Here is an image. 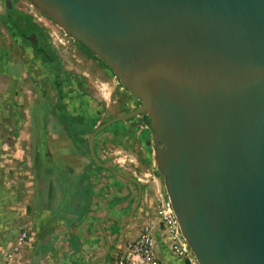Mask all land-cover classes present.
I'll list each match as a JSON object with an SVG mask.
<instances>
[{
  "label": "water",
  "instance_id": "obj_1",
  "mask_svg": "<svg viewBox=\"0 0 264 264\" xmlns=\"http://www.w3.org/2000/svg\"><path fill=\"white\" fill-rule=\"evenodd\" d=\"M30 1L140 102L93 128L96 167L136 183L94 145L108 127L146 116L197 262L264 264V0Z\"/></svg>",
  "mask_w": 264,
  "mask_h": 264
},
{
  "label": "crops",
  "instance_id": "obj_2",
  "mask_svg": "<svg viewBox=\"0 0 264 264\" xmlns=\"http://www.w3.org/2000/svg\"><path fill=\"white\" fill-rule=\"evenodd\" d=\"M2 76L0 72V84ZM7 80L12 85L11 75ZM38 108L25 113L41 115L40 135L31 136L29 125L25 126L28 135L8 139L12 147L0 151V264H112L110 259L146 225L160 242L157 212L151 218L144 208L146 198L156 201L158 193H166L149 130L135 135L145 149L137 177L116 168L120 159L115 166L104 161L105 153L112 156L107 145L113 155L119 153L114 140L107 143L101 132L95 139L99 158L134 183L96 167L87 150L89 123L78 120L77 125L67 113L68 122L51 120L46 105ZM18 121L24 120L18 117ZM158 247L159 256L173 264L161 243Z\"/></svg>",
  "mask_w": 264,
  "mask_h": 264
},
{
  "label": "rangeland",
  "instance_id": "obj_3",
  "mask_svg": "<svg viewBox=\"0 0 264 264\" xmlns=\"http://www.w3.org/2000/svg\"><path fill=\"white\" fill-rule=\"evenodd\" d=\"M15 2L18 8L21 7L20 11L32 14L31 17L33 21L45 30L64 68L75 77H78V87L84 93L91 95V97L95 99L96 104L94 108L95 110H99V113L95 114L92 112L91 115H82L81 117L85 118L84 124L89 123V128L92 129L94 126H97L107 119L132 110L139 105V100L121 85L118 78L112 74L110 69L97 56L83 47L80 43H77L72 36L68 35L32 1L15 0ZM29 4H32L33 7H30ZM0 11L1 15L4 16L5 11L1 2ZM16 40L15 33L10 29L9 25L2 21V23H0V50H3V55H6V58H3V62H5L7 67L14 65L11 68L9 67V75L7 74L1 77L2 80L0 84V135L3 138L0 144V151L4 152L9 151L12 147L8 139L13 138L14 140L16 136L28 135L25 126L29 125L31 136L40 135L38 131H40L39 126L42 123L41 115L37 114L32 116L31 113H29L30 115L28 114L29 116H27L25 113L26 110L32 112V101L36 96V92L33 91L34 86L30 85V80L28 81L31 75L30 71L27 72V70L23 69L25 66L21 62L25 61L26 57L17 51L18 48L15 46ZM1 71H4V69L1 68ZM16 72L20 73V78L24 81L22 84L20 83L23 85L20 90L15 89L13 85L14 80H12V85L10 84L11 82L7 80L8 76ZM47 88L48 87H45L49 94ZM18 91H21L19 95ZM38 107H36V109H39ZM42 115L46 117V114ZM16 116L19 117V120L21 119L24 121L16 122V118H18ZM89 116H91V118ZM33 117H35L34 124H32ZM35 125L36 128H34L35 131H33L32 128ZM141 125L145 129L141 128ZM16 126L19 127L17 128ZM144 130H149L152 135L150 121L146 116L140 115L132 120L115 124V126L102 131L101 135H103L105 141L108 143L109 140H114L116 142L115 149L119 152L113 155V148L106 144L108 147L106 152H109L112 156L108 157L105 153L103 157L104 161L115 166V161L120 159L119 164H116V168L129 174L131 177H137L140 168L139 161L142 159L145 160V149L141 143H138L139 139L136 138L135 135L139 134L140 137ZM121 147L125 149V153L120 150ZM144 208L149 212V214H147L149 217L155 218V197L146 198L144 200ZM162 259L165 258L163 257Z\"/></svg>",
  "mask_w": 264,
  "mask_h": 264
},
{
  "label": "flooded vegetation",
  "instance_id": "obj_4",
  "mask_svg": "<svg viewBox=\"0 0 264 264\" xmlns=\"http://www.w3.org/2000/svg\"><path fill=\"white\" fill-rule=\"evenodd\" d=\"M11 1L13 7L11 10H8L5 0H1L5 15H0V23L3 21L9 25L10 29L16 35L17 40L15 46L18 48L17 51L26 57L25 61L21 63L25 66L23 68L24 70H27V72L30 71L31 75L28 81L30 80V85L34 86L33 91L36 92V96L32 101V110L35 111L36 107L44 104L49 108V115L51 116L49 117L51 119L61 121V114L67 113L69 119L73 122L76 121L77 125L80 116H85L86 114L91 115L92 112L98 114L99 110H95L94 108V105L96 104L95 99H93L91 95L84 93L78 87V77H75L64 68L56 51L54 50L55 57H45L44 54L48 52L46 41L42 39V36L46 33L45 30L35 23L42 34L36 32L38 38L32 41L30 33L28 35H21L14 29L10 20L16 18L13 13L15 11H20L21 7L18 8L16 6L15 0ZM32 22L34 21L32 20ZM3 58H6V55H3V50H0V72L4 76L7 74L9 75V67L11 68L14 65L7 67L5 62H3ZM43 58H47L46 61H43ZM1 68L4 69V71H1ZM11 76L12 80H14L13 85L15 89L20 90L21 86L23 87L21 84L24 82L23 79L20 78V73L16 72ZM45 87H48L49 94ZM20 93L21 91H18V95ZM89 117L91 118V116ZM34 121L35 117L32 119V124L35 123ZM113 126H115V124L110 127Z\"/></svg>",
  "mask_w": 264,
  "mask_h": 264
},
{
  "label": "built area",
  "instance_id": "obj_5",
  "mask_svg": "<svg viewBox=\"0 0 264 264\" xmlns=\"http://www.w3.org/2000/svg\"><path fill=\"white\" fill-rule=\"evenodd\" d=\"M29 5L33 7L32 4ZM156 212L159 229L162 233L160 242L152 228L146 225L142 227L134 240L126 244L122 252L110 259L112 264H167L166 260L159 256V243L169 252L174 263L199 264L187 240L182 235L177 217L166 193L157 194Z\"/></svg>",
  "mask_w": 264,
  "mask_h": 264
},
{
  "label": "trees",
  "instance_id": "obj_6",
  "mask_svg": "<svg viewBox=\"0 0 264 264\" xmlns=\"http://www.w3.org/2000/svg\"><path fill=\"white\" fill-rule=\"evenodd\" d=\"M15 15V19L10 20V22L12 23L14 29L21 35H28L29 33H33L36 35V32H39V34H42L41 31L39 30L38 26L32 22V17L30 15L24 14L20 11H15L13 13ZM37 37V36H36ZM38 38V37H37ZM42 39H44L46 41L47 44V50L48 52H46L44 55L45 57H55V52H54V48L52 47L49 38L47 36V34L45 33V35L42 36ZM47 58H43V61H46ZM79 121H81L82 123L84 122L85 118L84 117H79L78 118ZM61 121L62 122H68V116L64 115V113L61 114ZM85 130V128H84ZM93 129H91L92 131ZM90 131V133H91ZM89 133V134H90ZM89 136V135H88Z\"/></svg>",
  "mask_w": 264,
  "mask_h": 264
}]
</instances>
